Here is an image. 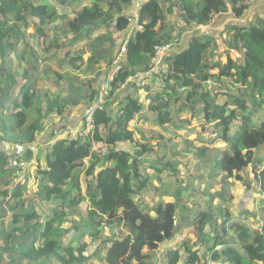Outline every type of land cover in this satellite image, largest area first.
<instances>
[{
  "label": "trees",
  "instance_id": "trees-1",
  "mask_svg": "<svg viewBox=\"0 0 264 264\" xmlns=\"http://www.w3.org/2000/svg\"><path fill=\"white\" fill-rule=\"evenodd\" d=\"M50 1H53V4ZM69 1L0 0V82L4 80L6 83L4 88L0 84V145L2 143H13L19 147L29 145L35 141L37 134L43 129V126L38 123V120L42 118L41 115L31 123L28 122L26 115V111L36 104L37 88H30L34 85V77L30 70H35L28 64L31 62L30 58H34V54L30 53V44L24 30H28L30 27L35 29V45L42 48L44 46L43 38L49 33L44 27L58 18L59 9ZM164 2L168 4L172 2V6L178 8L179 15L183 20L178 28L167 24L162 8ZM130 4L131 0H94L91 5L78 10L72 19H68L64 30L54 32V34L53 32L49 33L50 43L48 42V48H44L45 52L42 55H46L51 50L64 51L69 41L73 42L86 34L90 36L89 34L97 31H105L107 34L113 33V31L127 33L135 24L131 23V19L123 14V10L127 9ZM228 5L231 6V12L237 19L249 9L248 0H148L145 2L137 13V25L142 29L135 28V31L130 35L125 53L118 60L121 68L114 74L112 82L109 84L110 94L108 92L106 99L110 98L114 90L128 77L150 70L151 66L148 60L157 55L155 48L172 44L175 30L185 33L194 31L198 26H206L214 16L225 12ZM158 27L160 28L157 29ZM30 38L32 37L30 36ZM32 39L34 40V38ZM104 39L109 38L105 36V38L101 37L95 41ZM12 41H16V43L19 41L24 46L23 49H20V63L22 67L27 65V73L24 75L25 83L18 89L17 73H10L11 71L7 67V63L10 62L9 51H12L14 46ZM210 44L211 41L202 36H192L187 49L163 62L168 70L167 74L152 72V75L161 78L166 83L172 81L175 86L183 89L182 93L186 94V100L191 102L189 106L192 109H195L196 105L202 104L201 112L204 114L205 122L213 123L212 130L225 143L222 149L204 148V146L202 149H196L195 157L199 158H202L207 150L213 151L212 172L206 179V187L212 189L214 176L218 175L220 178L216 182L221 185L220 191L216 192L219 203L215 206L212 201L206 202L205 210L198 213V216L193 220L197 232L202 233L205 225L209 224L212 225L215 234L209 237L208 234L201 236L197 233L196 242L199 241L201 245H205L206 242L208 243L207 239L209 240L205 255L213 261L223 260L228 264H264V233L262 236L251 231L248 227L238 225L232 227L235 230L234 240L239 244V248H236L228 243L229 240H223L227 235L225 222L222 221L221 227H217L219 218L213 217L215 213L219 214L220 218L229 215V212L226 215L223 214L233 200V196L230 194L232 185L230 180L238 182L243 180L246 182L243 186L249 188L244 190L257 192L259 199L255 198L257 204L253 201L254 206L251 211L238 209L237 215L245 220L250 216L258 220L260 218L264 224V161H258L255 155L256 149H260L261 153H264V116L256 113L259 109L264 108V18H258L256 24L248 28L236 30L231 38L232 46L237 47L243 56L239 62H234L227 55L225 64H209L211 56L208 47ZM93 46L87 45L91 49ZM63 55L67 57L70 53L67 51ZM24 59L26 60L24 61ZM77 60L83 61L79 57L69 59V66L75 64ZM214 68H218L219 72L216 75L208 74ZM229 78L241 84L236 88L238 94L243 86L249 90L247 98L246 96L238 98V94L230 95L223 85ZM212 79L217 81L220 88L225 91L221 94H212V98L208 100L209 91H204V85L213 84ZM15 90H18V95L21 98L20 106L14 102V96L10 95ZM173 95L177 94L174 92ZM219 95H230L231 99L229 102L219 105L214 101L215 97ZM170 97L164 104L154 103L151 108V111L154 110L159 124L174 117L171 111ZM4 98L8 100L7 105L3 103ZM44 98L46 99V97ZM250 102L255 105L252 114L256 113L257 117L256 114L253 117L249 114L247 104ZM169 103L171 107H169ZM124 105L114 120L109 116L108 111L95 112L94 141L104 142L112 147L119 141L131 140L126 127L135 114L140 112L141 105L137 99H132L129 96L125 99ZM15 106L17 112L14 113ZM17 106L21 109L20 111ZM230 106L235 108H229ZM59 107L60 105L56 102L47 101L46 103L48 112L54 108L59 110ZM239 111L240 114H238ZM100 127L103 129L104 139L99 136ZM231 127L234 129L231 130ZM169 146L168 152L173 153L176 146ZM89 150L88 141L60 140L47 153L46 167L40 169L39 165L34 178L38 182L37 187L41 192V205L53 199L61 202L57 205L59 211L45 215L41 222L39 221L40 215L35 213V210L23 208V202L20 203L19 210L13 211L12 223L20 224V227L15 228V231L28 234L30 229H33L31 247L29 248L31 250H22V258L30 260L32 259L30 255H32L42 261L55 258L60 264H81L96 257L105 264H147L161 244L170 243L175 238L174 235L178 228L176 219L180 216L177 217L176 214L181 206V199L177 198L174 202L160 200L151 209L141 207L135 199L147 187L151 176L146 173L145 169H141L142 164L136 160L144 153L154 157L150 168L154 170L155 176L167 171L176 174L177 168L174 161L170 157L167 159V156H162L166 154L159 156L147 145L140 146L137 150L134 149V154L113 150L106 153L105 160L112 162V165L102 167L92 179L94 185L88 188L92 210H88V222L85 219V223L87 226L95 228V233L91 235L95 239L100 235L103 222L111 227L122 223V226L127 228V233L120 232L117 236L113 235L107 238L92 257H85L83 252L87 245L80 244L76 248L72 246V243L65 245L60 240L61 235L58 232V227L63 222L62 208L71 209L82 201L77 194L80 191L78 178L77 176L72 178V175L79 165L78 162L89 155ZM30 154V150L26 149L24 154L20 156V153H17L16 157L26 160ZM19 159L12 163L11 157L0 149V184L5 186V190L0 192V195L6 205L10 204L8 202L10 198L12 200L19 198L25 190L24 186L17 183L16 190L10 193L7 199L12 184L11 177L14 174L16 175L14 178L17 177V172L21 170ZM96 163L97 159L89 164L85 177H90L93 174ZM27 181L28 178L25 182ZM175 194L177 197L180 192L177 191ZM150 212H154L155 215L151 216ZM75 231L77 234L80 233L77 226H75ZM35 242L39 243L38 248H34ZM184 246L186 254L181 264H194L201 260L197 247L191 250L194 245L190 247L184 244ZM217 246H221L223 250L215 251ZM165 256L167 264H179V250L176 247L168 248Z\"/></svg>",
  "mask_w": 264,
  "mask_h": 264
},
{
  "label": "crops",
  "instance_id": "crops-1",
  "mask_svg": "<svg viewBox=\"0 0 264 264\" xmlns=\"http://www.w3.org/2000/svg\"><path fill=\"white\" fill-rule=\"evenodd\" d=\"M146 0H131V6L128 7L127 10H123L124 11V15L128 16L129 12L133 9L135 10V7L137 4H141L144 3ZM172 2L168 3H163L162 8L164 9L165 12V16H166V20H167V24H169L168 22H170L169 20H173L175 22L182 20V18L179 15V10L176 6H172L171 4ZM249 3V9L245 12V14L240 17V18H235L231 12V6L228 5V8L226 9L225 12L217 14L216 16H214V18L211 20V22L207 25V26H198V28H195L194 31L192 32H185V33H180L178 31L175 30L174 35H173V43L167 45L164 48H161V53L163 55L162 60L163 62H165V59L169 58V57H173L175 54H177L180 51H183L185 49L188 48V43L189 40L192 36H202L204 38H206L207 40L211 41V44L208 47V52L211 56V60H209L212 63H220V64H225L224 60L226 59L228 54H234V56H236L235 58H231L233 59L234 62H239L241 59V56H239L237 53L239 52V54L241 55L240 51L238 50L237 47L232 46L231 44V38L233 37V35L235 34L236 30L238 29H245L248 28L249 26L256 24V20L258 18H264V0H248ZM132 16V15H131ZM173 26L174 23H173ZM180 24H178L175 27H179ZM104 33H100L98 32V34L95 32V34H89L92 38H90L88 41H86L82 46L77 47V48H72L71 44L72 41L67 43V46L72 50V53L65 57L63 55V51H60L59 53H54V55H51L49 53H47L45 56L41 57L36 55L37 59L35 60V62H33V59L31 60V62H29L30 64H28V66L30 65L33 66L34 70L32 69L30 70V72L32 73L33 77H34V85L38 84L37 86H35V88H40L39 84L47 85V80L50 78L52 79V81L54 82V84H56L57 89H59V92H64V98L62 99L60 97V94L57 92L56 96L54 98H51L50 94L47 95L48 93H44L42 92V89H40L39 92H41L42 95L45 96H39L40 98H38L41 104H45V108H46V103L47 101L49 102H56L57 104L60 105L59 110L57 108H54L51 112L47 111V108L43 111L40 112V114L43 115L45 123L42 125L43 126V130L37 134L35 141L29 145H24V146H18L16 144H11V143H2V145H0V149H2L8 156L11 157V162L14 163L17 159L16 154L20 153V156L22 154H24V150H30L31 154L30 157L28 159H19V168L21 169L19 172H17V177L14 178V175H12L11 177V186L14 187L15 183H22L26 181V178H28V180H30L29 178H33L34 174H37V170L40 164L37 163V161H35V158H39L41 159V157H39L38 155H40L41 150L43 151L44 149H46L47 147H52L54 145V143L56 141L62 140L61 138H63V136L61 135V129H69V130H75V131H79L81 126H80V116L82 113V109L83 107L85 108L86 105H72V106H67L62 108V106H65L67 104L66 102V97L68 95V93L72 92L75 94V92L78 91L79 93V89H73L72 87H70L71 84H74L75 82L78 83V78L73 76V80L75 82L70 81L71 80V76L73 75L72 72L69 71V69L72 68V66H69V59H71V56L77 54V56H80V58L83 60L82 63L86 66V64H88V69L90 70V72H88L90 74V76L93 74V72L96 73V71L98 70V74L100 77L99 82L97 84L100 85V81L104 80L107 84H108V88H109V84L110 82H108L107 80V74H106V69H109L108 64L111 60H113L115 54L119 51V49L121 48L125 38L127 39L128 37V33L126 32H116L113 31V33L111 32V37H107L109 39H104L102 41H95V39H101V37H98L99 35L102 36L103 38H105V36H103ZM77 40H74L73 42H79ZM113 42V46H115L113 49L111 48V46H108L107 43L105 42ZM32 40H29V44H32ZM89 44L94 45L92 47V49L90 47H87V45L89 46ZM98 46V48H97ZM109 50H112V52H109ZM238 52H237V51ZM104 51V53L102 52ZM237 53H236V52ZM69 52V51H68ZM75 52V54L73 53ZM65 53V52H64ZM70 53V52H69ZM156 56H159V52H156ZM53 56H55V61H50L51 64H49L50 62H47L46 57H48L49 59L52 58ZM112 56V57H110ZM33 57V56H32ZM44 59V60H43ZM73 59V58H72ZM105 60V61H104ZM80 61V60H77ZM151 59L148 60V63L150 65ZM52 65L56 66L53 67ZM29 67V68H30ZM215 69V68H214ZM211 69V70H214ZM218 69V68H217ZM100 70L101 73H100ZM219 70V69H218ZM38 72V75L35 73ZM52 72L53 74H57V75H50L49 78H47V75ZM16 77L20 79V82L18 80V84H17V89L20 88L21 86H23V84L25 83V79H24V75L27 73V65H24V67H21L19 69L16 70ZM218 73V71H217ZM217 73L213 74L216 75ZM87 73L85 72L84 75H86ZM153 73H137L134 76H132L128 81L127 84L124 85L123 87V91L120 90L118 92V94L116 95V98L109 104H107V111L109 113V116L112 118V120L115 119V117L117 116V112H119L121 110V108L124 106V101L126 98H128V96L132 99H137L139 104L141 105V110L139 113L135 114L134 118H137V120H142L143 123H146L147 120L150 121V123L154 122L157 123L158 119L157 116L155 115L154 110L151 108H153L154 103L156 104H164L167 101V98H169L170 102L172 103V113L174 114V117L170 118L169 121L164 122L163 124H159L160 126L164 127L165 130H168L170 132L167 133L169 135L168 138H166L165 136H160L159 138L163 139V141L159 142L158 144L155 143V146L153 150H156V148H160V150L162 148H166L168 149V147H170L169 145H175L176 148H174V152H168V154L170 155H162V156H167L170 157L173 161H174V165L178 166V162L179 161H185L187 158L185 155V151L186 149H182L180 147V145L178 143H174L175 142V138L178 136V134L181 132L177 131V129H182V125H187L184 123H188L190 124V122L188 121L187 118H185L183 116V114H181L180 112H175L176 109V104H177V98H178V94H180V97L182 96V92L183 89H180L178 86L174 85V82L170 81L168 83H166L165 81H163L161 78L152 75ZM81 77H83L81 75ZM42 80V81H41ZM61 80H64V82L66 83L67 87L65 86L64 88L59 87L57 83L61 82ZM43 82V83H42ZM234 83H225V85H232V87H234ZM1 86L4 88L6 86V83L4 80H2L0 82ZM236 84V83H235ZM32 85V86H34ZM30 86V88L32 87ZM73 86V85H71ZM46 89H48L47 87H44ZM122 91V93H121ZM225 90H221V91H217L216 93H223ZM174 92L177 95H173ZM235 94H238L236 89H235ZM7 95V94H5ZM14 96H17L16 93L13 94ZM224 96H228V95H224ZM222 95L216 96V100L219 97H224ZM46 97V99L44 98ZM215 100V102L217 103V101ZM181 105H185V98H181ZM3 103L5 105L8 104V100L7 98H4ZM37 100H36V104H37ZM55 104V103H54ZM184 106V109H189L190 107L187 105L186 107ZM169 107H171L170 103H169ZM201 108H202V104H198L195 107V110H193L194 115H196L197 113H199V111L201 112ZM39 114V112H37ZM172 114V115H173ZM45 115V116H44ZM139 117V118H138ZM184 120V121H182ZM205 122V121H204ZM194 123V122H192ZM207 124H213V123H201V126H199V130L195 131L196 134H200L201 131L207 132L206 129H208L209 126H206ZM129 125V124H128ZM169 125H171V127H169ZM233 129V127H231V130ZM213 134H215V139L214 140H218L219 143L221 144L220 140L218 139V134L215 133L214 131L212 132ZM174 136V138H171L172 135ZM179 138V137H178ZM200 138V137H199ZM160 139V140H161ZM221 139V138H220ZM172 140V142L170 143V141ZM204 142H202V144L207 143L206 139H203ZM223 145L222 147H214L211 146V148H217V149H222L225 145V143L223 142V140L221 139ZM119 144L114 145V148H116L117 150L115 151H126L129 152L130 154H134V147H133V142L132 140H126V141H121L118 142ZM162 143H167V145L162 146ZM217 144V145H218ZM147 145V144H144ZM215 145V146H217ZM126 148V149H125ZM48 149V148H47ZM137 150V149H136ZM132 153H131V152ZM134 151V152H133ZM168 151V150H167ZM184 151V152H183ZM146 161L143 164H147V166H143L142 164V169H147L150 168V165L153 161L152 156L150 155H146ZM161 156V155H159ZM44 157V156H43ZM42 157V158H43ZM152 160V161H151ZM41 167L40 169L45 168V160L43 162V159H41ZM149 161V162H148ZM193 160H191V162H193ZM35 162V164H34ZM176 174L179 173V171L176 169ZM20 173H22V176H20ZM146 173L149 174L150 177V181L147 185V187L145 189L142 190V192L140 193V196L137 197V199H135L137 201L138 204H140V202H143V205H141V207H145L147 209H151L153 208V206L159 202L160 200H162L163 202H174L175 199L178 198L181 199V206L178 208L177 211V217L178 215H180L176 221H177V231L174 235V239L173 241H171L170 243H164L161 244L159 246V253L156 254L153 259L154 262L153 264H167V258L165 256V252L166 250H168V248H170L171 246L176 247L179 250V264L182 263L184 257H185V246L184 244H189L191 241H194L197 235H195L196 232V227L193 223V220L198 216L195 214L198 212H203V210H205V207L203 208L201 206V204L196 206V209H193L190 205L186 204V206H183L184 200L181 198L180 194H177L174 196V198L170 199L171 196L169 197H163V193L167 194V190L163 191L162 194L160 195L159 190H161L163 188V186L167 183L170 186V190L174 191L173 184L169 183V182H174L171 179L166 178L165 176H163L162 174H158V176H155V172L152 168L146 170ZM167 173H171L170 171H167ZM172 174V173H171ZM176 174H173L174 176ZM16 176V175H15ZM23 179V181H21ZM156 180L160 183V187H156L153 184V181ZM158 190V191H157ZM218 191H214V194H211L210 198L208 199L207 202H209L210 200H213L215 197H217L218 195L216 194V192L220 191V188L217 189ZM253 191H245L244 189H241L239 192V196L238 199L241 201V204L243 205V208H238L239 210H247V207H253V201L256 204L257 200H253L254 199V195L252 193ZM177 193V191L175 192ZM35 196L37 194V196L39 195L38 193H34ZM233 199L235 200V196L234 194H232ZM8 199V198H7ZM40 200V199H39ZM141 200V201H138ZM145 200V201H144ZM233 201V200H232ZM236 201V200H235ZM256 201V202H255ZM82 202V201H81ZM80 202V203H81ZM219 203V201L217 203H215L214 205H217ZM249 203V204H248ZM39 207L41 209V212L43 213V217L42 219L45 217L46 212H43V208H45L48 204L44 203V205H41L40 201H39ZM57 205L58 203H55L53 206L49 207V208H53V209H57ZM84 203H82L81 205L79 204L78 206H83ZM7 206V205H6ZM205 206V204L203 205ZM8 207V206H7ZM75 209V208H74ZM193 209V212H191V210ZM258 210V209H257ZM1 211V210H0ZM55 210L47 212V213H54ZM13 211L11 212L12 216L11 217H6L9 216V214H4V213H0V220H2V222H0V264H10V262H14L13 264H20L24 261H26L27 259L22 258V254L21 251L24 250L26 251L27 249H29L31 247V241H32V237H33V229H30V232L26 235L29 236H23L20 235L18 233H15L16 236L13 237V239L9 240L8 242H5L6 238H11L13 236V232L15 231V229L12 228V218H13ZM79 215V213H77ZM87 214V213H86ZM231 214V213H230ZM237 214V212H236ZM40 215V214H38ZM151 216H154L155 213L154 212H150ZM10 218V222L8 223V225H6L5 231L7 233V236L4 237V226H3V222L7 221ZM250 218V217H249ZM41 219V220H42ZM40 221V219H39ZM86 220H78L76 219V217L72 220V223L64 221L63 225H62V229L65 231V233H63L65 236L61 235L60 240L65 244L68 245L69 243H72L73 247H78L80 244H86L87 248L84 250L83 252V256L85 257H92L93 254H95L96 251H94L92 254L87 255V250L89 248V243L87 241H85V239L88 236H91V233L87 232L90 230L91 227L87 226V224L85 223ZM69 224V227L65 228L66 224ZM13 224V223H12ZM15 225V224H13ZM17 227H20V224L16 225ZM75 226H77L78 231L80 232L79 234H77V232L75 231ZM102 226L104 227V231H107V235L109 229H111L110 227H105V223L102 224ZM16 227V228H17ZM114 228V227H112ZM115 229V231H114ZM113 229V233L112 236L115 235L117 236L120 232L117 228ZM192 230H194L193 234H192ZM101 234L104 232L103 229L101 230ZM110 232V231H109ZM81 233L87 234V235H82ZM192 237V238H191ZM92 238V237H91ZM109 238V237H108ZM93 240H96L95 238H92ZM106 240V239H105ZM189 240V241H188ZM103 242V241H102ZM101 242V244H102ZM37 242H35L34 244V248H38L39 245H37ZM39 244V243H38ZM101 244L97 247L96 250L100 249ZM193 246V245H192ZM31 250V249H29ZM31 254V253H30ZM99 257L101 258V256L99 255ZM30 260L28 261V264H60L57 260H55V258H49L46 259L44 261L42 260H38L37 257L30 255ZM24 259V260H22ZM16 260H20V261H16ZM43 262V263H42ZM149 263V262H148ZM81 264H105L103 261H99L96 257H92L91 259H89V261L87 263H81ZM152 264V262H151Z\"/></svg>",
  "mask_w": 264,
  "mask_h": 264
},
{
  "label": "rangeland",
  "instance_id": "rangeland-1",
  "mask_svg": "<svg viewBox=\"0 0 264 264\" xmlns=\"http://www.w3.org/2000/svg\"><path fill=\"white\" fill-rule=\"evenodd\" d=\"M93 2H94V0H70L64 7L59 9L58 18H56L52 23L45 26L44 27L45 30H47V32H49V33L53 32V34H54V32H61L62 30L65 29V25H66V22H68L67 21L68 19H72L78 10H80L84 6L91 5ZM50 3L53 4V1H50ZM141 4H143V3H141ZM141 4H137L135 7V10L132 9L129 12V15L127 17H130L132 15L134 18L133 20H130L131 23L132 22L137 23V21H138L137 20L138 19V15H137L138 5H141ZM127 9H124V10H127ZM63 17H65V18H63ZM169 21L170 22H168V23L170 26H173V23L175 26H177L178 24L181 25L183 23V20H179L177 22H175L173 20H169ZM135 28H137L138 30L142 29L141 26L134 24L132 26V29L128 31V37H127L126 41L129 39V37L133 33V31H135ZM159 28L160 27H158L157 29H159ZM196 28H198V27H196ZM34 30L35 29H33L31 27L28 30H24V34L26 36L27 41L32 40V42H33L32 44L29 45L30 50H31L30 53L34 54L33 62H35V60L37 59L36 55L41 56V57L45 56V55H42V53L45 52L44 48H48V44L50 43V40H49L50 37H49V33H48L45 36V38H43L44 39V46L42 48L35 45L36 40H35V36H34ZM96 33L98 34V31ZM100 33H104L103 36L111 37V34H107V33H105V31H100L99 34ZM93 34H95V32L92 33V35ZM173 35H174V33H173ZM30 36L32 38H34V40L32 38H30ZM98 37H102V36L99 35ZM90 38H92V37L88 36L86 34L85 36L79 38V40H78L79 42L70 43L71 47L72 48L80 47L86 41H88ZM12 42H13L14 46L12 48V51H9L10 62L7 63V67L10 69V71H11L10 73L13 74L16 72L17 69L22 67V65L20 63L21 62V56H19V55L21 54L20 49H23L24 46L21 43H19V41H17V43H16V41H12ZM105 43H107L108 46H111L112 49L115 47V46H113V42H110V41L107 42L106 41ZM166 46L155 48V51L159 52V56H158L159 59L158 60L155 59V57H157L156 55L150 58L151 59L150 66H152V64L154 63V67L150 68V70H148L147 73H150L151 71H154L153 69L158 68L157 61L161 62V59L163 57V55L161 53V48H164ZM123 49L125 50V47L121 46L119 51L115 54V58L109 62V64H108L109 69H106V67H105L108 82H112L114 74H116L121 68V65H120L118 60L121 59V56H122L121 53L123 52L122 51ZM67 51H69L70 54L72 53V50L68 46L66 47V49H64L63 53L67 52ZM59 52L60 51H56V50L48 51V53L51 55H54V53H59ZM102 52L104 53V51H102ZM109 52H112V50H109ZM73 53L75 54V52H73ZM237 54L239 56H242L239 54V52ZM78 57L80 58V56H77V54H75V55L71 56V59L72 58H78ZM110 57H112V56H110ZM228 57L231 59V58H235L236 56H234V54L233 55L228 54ZM12 58H14V59H12ZM6 59H7V57H6ZM55 59H56L55 56H53L50 59L48 57H46L45 60H47V62H50V61H55ZM25 60L26 59H24V61ZM31 60L32 59L30 58V61ZM226 62H227V57L224 60V63H226ZM208 63L210 64L211 62L208 61ZM49 64H51V62ZM52 66L56 67L54 65H52ZM88 66H89L88 64H86V66H85L82 63V61H76L75 64H73L72 68L69 69V71L73 73L70 81L75 82L72 78L73 76L78 78V81H77L78 83L75 82L74 84H71L73 86L70 85V87H72L73 89H79L80 91H79V93H75V94L72 92L68 93V95L65 99L67 104L65 106H62V108H64V107H67V106L69 107L72 105H75V106L76 105H86L85 108L83 107V109H82V113H81L80 120H79L80 126H83V128H85V129H86V124H84V122H85L86 112L89 109H95L96 110V111H94L93 114H95V112H97V111H106L107 112V108H108L107 104L111 103L116 98V95L118 94V92L123 89L124 85L127 84L129 82L128 80L132 77V76L128 77L123 84H121L117 89L114 90V92L111 94L110 98L106 99V97L108 96V92L110 94L108 84L104 80H102V81H100V85L97 86L101 76H99L98 70L96 71V73L93 72V74L90 76V74L88 73V72H90V70L88 69ZM101 71L102 70H100V73H101ZM217 71L219 72V70L217 68H215L214 70H210L208 74L213 75V74L217 73ZM85 72L87 73L86 75H84ZM35 73L38 75V72H35ZM154 73H155V71H154ZM50 75H57V74H53L52 72H50L47 75V78H49ZM81 75L83 77H81ZM57 77H58V75H57ZM17 79L20 82V79L19 78H17ZM52 79L49 78L47 80V85L43 86L42 84H39L40 88H37V91L35 93L37 95L36 99H37L38 103L35 104L34 107H32L26 111V115H27V119H28L29 123L37 120L40 117L39 115L42 116V118L38 120V123H40V125H43L46 121V120H44L45 117H43L42 114L37 113V112H43L46 109L45 104H41L39 102L40 100L38 99L39 96H45V95H42L41 92H39L40 89H42V92L48 93L47 95L50 94L51 98H54L56 96L57 92L60 94V97L62 99L64 98V92L65 91L60 93L59 89L56 90L57 86H56V84H54ZM211 81H213L214 83L211 85L208 84V86H206L207 84H205L204 85L205 90L203 89L204 91H207V90L209 91L208 100H210L212 98V94L214 95L217 91L223 90L220 88V84L217 83V81H214L213 79ZM226 82L230 84L234 81H233V79L229 78L225 81V83ZM225 83H223V85L227 88V91L230 93V95H234L235 89L237 87L241 86V84L238 81H235L236 84L234 83V87H232V85H225ZM37 85L38 84H35L31 88L33 89ZM57 85H58V88L59 87L64 88L65 86L67 87L64 80H61L60 83L58 82ZM213 85H215V86H213ZM44 87H47L48 89H46ZM122 91H121V93H122ZM6 93L7 92H5V94ZM14 93H16L17 96H14L13 95ZM181 94L183 97H180V94L177 95L178 100H177L175 111L183 114V116L188 119L190 124L184 123L187 125H182V129H177V131H180L181 134L179 133L178 136L174 139L175 140L174 143L175 144L178 143L182 149H186L184 156L187 155L186 156L187 159L185 161H179L178 166L175 165L177 170L179 171V173L176 174L175 176L173 174L167 173V172H164L162 174L166 178L171 179L172 181L175 182V184L172 187L174 189V191L170 190L171 189L170 186L166 183L163 186V188L161 190H159V192L161 195L163 191L167 190L166 191L167 194H164L163 197L171 196L170 199H172L176 195L175 192L179 191L181 198L184 200L183 206H186V204H188L193 209H196L197 204L200 203L201 206L204 208L205 206H203V205L208 201L211 194H214V191H218L217 189H219L221 187V185L217 184V182H216V181H218L220 176L219 175L214 176V180L212 181V184H214L213 185L214 187H212V189H208L206 187L207 186L205 184L206 179L208 178V176L211 175V172H212L211 167H212L213 151L207 150L205 152V155L202 158H199V157H195L196 149H202L203 146H204V148H211V146H214V147H220L221 146L222 147L223 143H222L220 138H218V139L220 140L221 144H218L219 143L218 140H214L216 135L212 133L213 132V130H212L213 124H207L206 125V126H209L208 129H206L207 132L203 133V131H201L200 134H196L195 131L199 130V126H201V123H205L204 122L205 121L204 114L199 111V113L194 115L193 110H195V109H192L189 106L191 102L186 100V94L185 93H181ZM10 95L14 96V102L19 104L18 106H20L21 98L18 95V90L12 91L10 93ZM230 95L224 96L222 98L219 97L217 100H216L217 97H215L214 101L216 100L217 103H219V105H222L225 102L230 101V99H231ZM248 95H249V90L246 89L245 86H243L241 92L237 96H238V98H240L241 96H246V98H247ZM181 98H183V99L185 98L184 104H186V106L188 105L190 107L189 109H184L183 105H181V103H182ZM196 100H197V97H196ZM18 106H17V108H18ZM247 106L249 108L250 116L253 117L256 113L261 114V116H264V108H261L258 111H256V113L252 114L253 109L255 108V105L250 102L247 104ZM229 108H235V107L230 106ZM18 109H19V111L21 110L20 108H18ZM16 110L17 109L15 106L13 109V112L14 113L17 112ZM175 111H174V113H175ZM238 114H240V111ZM257 114H256V117H257ZM117 115H119V112H117ZM192 122H194V123H192ZM128 124L129 125L126 127V131H127V134L131 136V140L133 142V147H135V149H138L140 146H144V144H147V146H150L152 149H154V147H156L155 143L158 144L160 141L161 142L163 141V139L160 140V138H159L160 136L166 135L165 137L168 138L169 135L167 133L170 134V132L168 131V130H170V128L165 130L164 127L160 126L158 122L157 123H154V122L150 123V121L147 120L146 123H143L142 120H137V118H133L129 121ZM169 127H171V125H169ZM94 134H95V124L90 129H88V130L86 129L83 136H81V138H79L81 141H83V142L88 141L90 144L89 155L84 157V159H82L81 162H78L79 165L72 175V178H74L76 176L78 178L80 191H78L77 194L82 199V202L80 203V205L82 203H84V205L82 207L81 206L71 207V209L62 208V211L64 212V217L62 219L63 222L58 227V232H60V235H63V236H65L63 234V233H65V231L61 227H62L64 221L72 223V220L76 217V219H78V220L83 221L86 219L88 222V218H87L88 214H86V213L88 212V210L89 211L92 210V203L89 199L88 188L91 185H94V183L92 182V179H94V177L98 174V172L101 170L102 167H105L106 165H108V166L112 165V162H108L105 160L106 153L108 151H111V150H113V151L117 150L116 148H114V146L111 147L109 145H106L104 142L94 141ZM99 136H100V138H103V139L105 138L103 135L102 127H100ZM171 138H174V136L172 135ZM61 139L64 140L63 138H61ZM203 139H206L207 143L202 144V142H204ZM131 140H129V141H131ZM56 142H58V141H56ZM171 142H172V140L170 141V143ZM116 144H119V143L117 142V143H115V145ZM161 145L165 146V145H167V143H162ZM215 145H217V146H215ZM47 148L44 149L43 151L41 150L40 155H38L39 157H41V159H43V162L45 160L47 153L50 151V149L52 147L49 146ZM155 151L159 155L168 153L166 148H162L161 150H160V148H156ZM255 152H256L255 155H256L257 160L258 161H261V160L264 161V153H261L260 149H256ZM146 155H147V153L142 154L141 156H139L137 158L136 161L140 164L141 163L143 164L146 161V158H147ZM168 155H170V154H168ZM217 155H218V153H217ZM142 158H143V160H142ZM41 159L35 158V161H37V163L40 164V166H42L41 165V162H42ZM96 159H97V163L95 165V168L93 169V174L90 177H85V173L89 167V164L91 162L95 161ZM152 159H154V157H152ZM193 159H194V161L191 162V160H193ZM139 160H142V161L139 162ZM34 164H35V162H34ZM157 164H160V162H157ZM143 166H147V164H143ZM148 169H150V168H147L145 170H148ZM20 176L23 177L22 173H20ZM242 176H244V175H242ZM29 179L30 180H28L27 182L19 183L20 185L25 187V190H23L24 192L21 193L19 198H14L13 200L10 198L8 201L10 204L7 205L8 207L6 206L5 202L2 200V197L0 195V210H1L0 213L9 214V216L6 215V217H11L12 216L11 212L19 210L20 209V203L23 202L24 203L23 208L28 209V210H35V213L40 214V218H39L40 222L42 221L41 219L43 217V213L41 212V209L38 208L40 206L39 205V201H40L39 199L41 198V192L39 191L40 189L37 187L38 182L33 178H29ZM21 181H23V179ZM174 182H169V183L173 184ZM230 182H232V185L230 187V194H234L236 201L233 199V201H231V203H229L230 205H229V207H227L228 209L223 215H226L227 212H229L231 214H229L228 216H222L220 218L219 214L217 215V213H215V214H213V217L219 218V220H217V223H218L217 227H221L222 221L225 222V229L227 230L226 231L227 235H226L225 239H223V240H225V241L229 240L228 243L230 245H232L236 248H239V244L234 240L233 236L235 234V230H233L232 227H235L236 225L244 226V227H248L251 231H255L256 230L255 224L257 221L255 220V218H252V219L246 218V220H245L243 217H239V215L236 214V211L238 210V208H243L241 201L238 199L239 192L241 189H249V188L243 186L244 183L246 184V182L243 180L239 181V182L234 181V180L233 181L230 180ZM153 184L156 187H160V183L156 180L153 181ZM15 185H16V183H15ZM15 185H14V187H12L10 185L11 189L8 191V195H7L8 197L7 198H9L10 193H13V191L16 190ZM3 190H5V186L0 184V192H2ZM34 193H38L39 195L37 196V194H36V196H35ZM252 193L254 195L253 200H255V198H257V200H258L259 196L257 195V192L253 191ZM138 201H141V200H138ZM211 201H212V204L217 203L219 201L218 196L215 197L213 200H210L209 202H211ZM60 202H61L60 200H56V199L50 200L49 202L46 203L48 205L45 208H43L44 209L43 212H46V214L51 215L53 213H47V212H50L53 210L59 211L56 208L53 209V208H49V207L53 206L55 203H60ZM16 203H17V205H16ZM139 205H143V202L141 201ZM252 208L253 207L248 206L247 210L251 211ZM144 209H147V208H144ZM193 209L191 210V212H193ZM77 213H79V215ZM196 215H198V212L195 214V216ZM250 217H253V216H250ZM0 222H2V220H0ZM9 222H10V218L7 221H4L2 223L4 226V229H3L4 237L7 236L5 228ZM70 223L66 224L65 228L69 227ZM103 223H105V222H103ZM11 225H12V228L15 229L17 227L16 225H18V223L15 225H13L11 223ZM101 227L104 231V227L102 225H101ZM105 227L111 228V229H109L110 232L108 231L109 236L107 235V231L106 232L104 231L102 234H101V232H102L101 231L99 237L96 240H93L92 239L93 237L88 236L87 234L88 233L94 234L95 233L94 227H91L90 230L87 232V234H85V235H87V238L85 239V241H87L89 243V248L86 252L87 255L92 254L94 251H96L97 247L101 244L102 241H104L108 237H111L114 228H117L119 230V232L127 233V228H124L122 226V223L116 224L114 226V228H112L110 225H107L105 223ZM114 231H115V229H114ZM193 232H194V230H192V234H193ZM15 233L26 236V234H22L20 232L14 231L13 236L11 238H6L5 242H8L9 240L13 239V237L16 236ZM197 233H199V231L195 232V235H197ZM81 234L84 235V233H81ZM199 234L201 236L208 234L209 237H211L215 234V232L213 231L212 225L207 224V225H205L203 232L199 233ZM231 238H233V239H231ZM193 239H195V240L191 241L189 244H187V246L191 247L192 245H194V247H192L191 250H194L195 247H197L199 249L200 254L205 255L206 247L209 243V240L207 239L208 243L206 242L205 245H201V243L199 241L196 242L197 237L193 238ZM37 245H39V244L37 243L36 246ZM229 247H231V246H229ZM221 250H223V249H221ZM159 252H160L159 250H156V252H154V254L150 257L149 263H147V264H151V262L153 264L154 259H155V258L153 259V257L156 254H158ZM22 260H24V259H22ZM16 261H20V260H16ZM13 263L14 262H10V264H13ZM20 264H28V261L26 260ZM217 264H228V263L223 262V263H217Z\"/></svg>",
  "mask_w": 264,
  "mask_h": 264
},
{
  "label": "built area",
  "instance_id": "built-area-1",
  "mask_svg": "<svg viewBox=\"0 0 264 264\" xmlns=\"http://www.w3.org/2000/svg\"><path fill=\"white\" fill-rule=\"evenodd\" d=\"M141 5H138V8H140ZM123 52L121 54H123L125 52V50L123 49L122 50ZM156 60L159 59V57H155ZM157 64H158V68L157 69H153L155 71V73H164V74H167L168 70L167 68L164 66L163 64V60L161 59V62L160 61H157ZM154 67V63L152 64V67ZM152 71V72H154ZM104 97V96H103ZM100 108V107H99ZM94 111H96L95 109H89L87 112H86V115H85V122L84 124H86V129H90L91 127H93V125L95 124V121H94ZM94 123V124H93ZM85 128H83V126H81L80 130L79 131H75V130H69V129H61V135L63 136V139L64 140H67V141H77L79 138H81V136H83L85 130Z\"/></svg>",
  "mask_w": 264,
  "mask_h": 264
},
{
  "label": "clouds",
  "instance_id": "clouds-1",
  "mask_svg": "<svg viewBox=\"0 0 264 264\" xmlns=\"http://www.w3.org/2000/svg\"><path fill=\"white\" fill-rule=\"evenodd\" d=\"M148 0H146L145 2H147ZM144 2V3H145ZM143 3V4H144ZM143 4H141V6L143 5ZM130 6H131V4H130ZM129 6V7H130ZM140 8H138V10H139ZM138 10H137V13H138ZM124 14V13H123ZM131 20H133L134 18H133V16H130L129 17ZM135 24H137L136 22H135ZM128 33V32H127ZM129 40V39H128ZM127 40V41H128ZM127 41H126V38H125V40H124V42H123V44H122V46H124V47H126V43H127ZM125 53V52H124ZM152 67V66H151ZM150 73H152V71L150 72ZM230 214V213H229ZM248 219H252L251 217L250 218H248ZM255 220L257 221L256 222V230H255V232H257L258 234H260V235H262L263 236V233H264V231H263V222H262V220L259 218V220L257 219V218H255ZM259 221H260V223H259ZM176 225H177V222H176ZM196 232H197V228H196ZM222 249V247L221 246H217L216 248H215V251H220ZM198 255L201 257V260L199 261V262H195L194 264H217V263H223L224 261L223 260H219V261H213L210 257H206V255H202V254H200V252L198 253ZM202 257H204V258H202Z\"/></svg>",
  "mask_w": 264,
  "mask_h": 264
}]
</instances>
